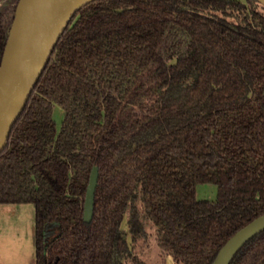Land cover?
<instances>
[{
	"label": "trees",
	"instance_id": "trees-1",
	"mask_svg": "<svg viewBox=\"0 0 264 264\" xmlns=\"http://www.w3.org/2000/svg\"><path fill=\"white\" fill-rule=\"evenodd\" d=\"M7 32L0 12V60ZM136 103L146 108L124 118ZM206 183L215 199L198 196ZM23 202L35 206L36 264H148L129 241L146 220L177 264H212L264 213V4L80 8L0 153V203ZM230 264H264V230Z\"/></svg>",
	"mask_w": 264,
	"mask_h": 264
},
{
	"label": "water",
	"instance_id": "water-1",
	"mask_svg": "<svg viewBox=\"0 0 264 264\" xmlns=\"http://www.w3.org/2000/svg\"><path fill=\"white\" fill-rule=\"evenodd\" d=\"M92 0H18L0 60V153L24 110L55 46L76 12ZM264 4V0H259ZM99 168L88 184L84 218L91 221ZM264 230V213L238 229L221 246L212 264H230L235 253Z\"/></svg>",
	"mask_w": 264,
	"mask_h": 264
},
{
	"label": "rangeland",
	"instance_id": "rangeland-1",
	"mask_svg": "<svg viewBox=\"0 0 264 264\" xmlns=\"http://www.w3.org/2000/svg\"><path fill=\"white\" fill-rule=\"evenodd\" d=\"M246 1V0H242ZM18 0H0L2 21L6 27L10 26ZM140 104H129L124 110V118L141 113ZM128 113V114H126ZM64 110L56 106L55 117L60 126L64 118ZM130 124L132 122L130 121ZM217 186L215 184H199L198 196L200 198L215 199ZM123 228L129 230L127 217ZM147 235L129 241L134 251L148 264H177L159 244L158 230L152 221L146 220ZM7 264H36L35 247V206L30 202L0 203V264L3 260Z\"/></svg>",
	"mask_w": 264,
	"mask_h": 264
},
{
	"label": "crops",
	"instance_id": "crops-1",
	"mask_svg": "<svg viewBox=\"0 0 264 264\" xmlns=\"http://www.w3.org/2000/svg\"><path fill=\"white\" fill-rule=\"evenodd\" d=\"M2 261H3L2 263L7 264L6 261H4V259Z\"/></svg>",
	"mask_w": 264,
	"mask_h": 264
}]
</instances>
